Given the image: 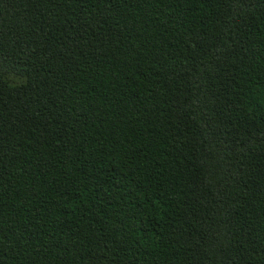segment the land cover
<instances>
[{"label":"trees","instance_id":"trees-1","mask_svg":"<svg viewBox=\"0 0 264 264\" xmlns=\"http://www.w3.org/2000/svg\"><path fill=\"white\" fill-rule=\"evenodd\" d=\"M0 264H264V0H0Z\"/></svg>","mask_w":264,"mask_h":264}]
</instances>
